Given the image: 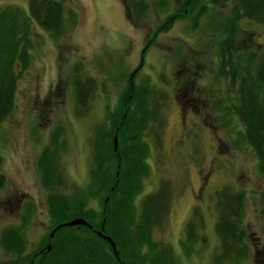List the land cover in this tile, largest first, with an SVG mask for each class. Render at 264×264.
Masks as SVG:
<instances>
[{
	"label": "rangeland",
	"instance_id": "374dc122",
	"mask_svg": "<svg viewBox=\"0 0 264 264\" xmlns=\"http://www.w3.org/2000/svg\"><path fill=\"white\" fill-rule=\"evenodd\" d=\"M145 1L146 11L141 21H135L126 17L128 0H64V11L74 12L76 18L56 39L31 25L29 67L15 84L11 113L0 123L4 175L0 230L20 226L22 208L28 205L32 215L22 228V254H32L51 227L34 158L47 143L52 126L60 123L65 130V149L57 158L63 173L60 190L70 193L71 186L83 187L89 181L92 135L127 84L145 80L155 91L157 115L141 132L149 146L144 160L148 170L133 204L138 211L143 195L160 182H167L172 194L165 222L153 227L150 237L172 249L176 264H215L213 254L219 244L213 230V191L229 185L244 196L241 221L249 249L240 264H254V250L264 256V179L253 151L242 139L241 123L225 107L232 91L217 76L216 43L225 37L220 22L230 4L220 7L197 0L192 12L174 19L165 31L159 26L184 0ZM13 3L26 8L25 0H0V7ZM200 6L207 9L194 23L191 15ZM236 25L240 36L233 54L264 49L263 25L246 19ZM75 75L91 81L89 97L79 111L71 83ZM184 82L192 84L184 86ZM100 204L99 198L91 196L85 208L99 210ZM187 220L197 225L199 238L179 245ZM1 249L0 262L11 260L13 256ZM226 259L220 264H231Z\"/></svg>",
	"mask_w": 264,
	"mask_h": 264
},
{
	"label": "trees",
	"instance_id": "16d2710c",
	"mask_svg": "<svg viewBox=\"0 0 264 264\" xmlns=\"http://www.w3.org/2000/svg\"><path fill=\"white\" fill-rule=\"evenodd\" d=\"M64 0H25L26 8L13 4L0 7V123L12 111L15 84L29 67V31L36 24L41 30L56 39L76 18L74 12L64 11ZM197 0H184L177 12L169 15L164 28L174 19L182 18L184 13L192 12ZM210 5L220 7L230 4L227 16L220 22L222 37L217 47V76L223 77L226 87L232 91L230 103L233 115L243 128L242 139L253 151L257 169L264 179V49H243L233 54L234 43L240 36L236 22L246 19L264 26V0H208ZM145 0H128L124 5L126 17L141 21L146 11ZM191 15L194 23L203 8ZM194 25V24H193ZM160 30V29H159ZM73 76L71 83L76 97L74 106H85L89 97L90 83ZM129 82V81H127ZM191 85L192 82H184ZM152 86L143 80L134 85L131 81L124 89L117 105L107 113L106 119L92 135L90 152L89 181L71 186L70 193L60 190L63 184L59 168L58 154L65 148L66 140L62 124L53 125L47 134V143L40 147L35 156L34 168L37 179L45 192V211L51 227L72 218L84 220L86 225L61 226L53 229L48 242L46 237L39 240L38 247L29 255H23L25 248L22 228L31 217V208H22L19 225H11L0 230V246L5 254L13 257L0 264H176L175 256L169 246L157 243L150 237L152 228L160 226L167 218L171 187L160 182L156 189L146 193L134 206V195L141 191V181L147 176L148 165L144 162L149 150L148 143L142 140L141 132L147 128V121L154 119L156 104ZM87 108V105H86ZM230 110V109H229ZM77 111V112H78ZM115 138V148L112 140ZM156 141V139H155ZM1 166V161H0ZM4 185V175L0 172V187ZM264 198V187L262 189ZM214 233L217 235L218 250L213 254L215 264L223 260L240 264L248 255L246 232L242 208L243 193L232 186L225 185L213 191ZM91 196L99 198L100 209L85 208ZM29 207V208H28ZM264 207V203L262 204ZM195 208H197L195 206ZM194 208V209H195ZM264 209V208H263ZM192 214L196 217V211ZM197 225L192 220L185 223L184 238L179 245L193 243L199 238L195 235ZM100 231L113 242L116 258L105 239L97 236ZM48 250L42 249L46 244ZM42 251H39L41 250ZM252 263L264 264L263 253L253 251Z\"/></svg>",
	"mask_w": 264,
	"mask_h": 264
},
{
	"label": "water",
	"instance_id": "95a60500",
	"mask_svg": "<svg viewBox=\"0 0 264 264\" xmlns=\"http://www.w3.org/2000/svg\"><path fill=\"white\" fill-rule=\"evenodd\" d=\"M115 138H113V140H112V145H113V148H115ZM77 225H86V222L82 219V220H80V218H72L71 220H68V221H66V222H64V223H62L61 225L60 224H58L57 226H54V228H56V227H61V226H70V227H72V226H77ZM54 228H52L51 229V232H49V234H48V237H46V241L48 242V240H49V238H51V236H52V234H53V229ZM96 234H97V236H100V238H102V239H105L106 241H107V243L109 244L108 246H109V248L112 250V252H113V257L114 258H116V251H115V249H114V247H113V242H112V240L111 239H109L108 237H106V236H102V234H101V232L100 231H96ZM48 248H50V245L47 243L42 249H45V250H48ZM42 249L41 250H39V251H42ZM117 259V258H116ZM30 264V263H29Z\"/></svg>",
	"mask_w": 264,
	"mask_h": 264
},
{
	"label": "flooded vegetation",
	"instance_id": "af4514ba",
	"mask_svg": "<svg viewBox=\"0 0 264 264\" xmlns=\"http://www.w3.org/2000/svg\"><path fill=\"white\" fill-rule=\"evenodd\" d=\"M185 105H187V104H185Z\"/></svg>",
	"mask_w": 264,
	"mask_h": 264
}]
</instances>
